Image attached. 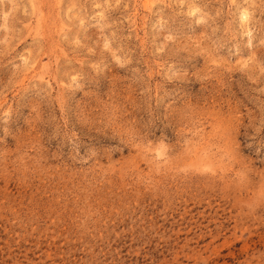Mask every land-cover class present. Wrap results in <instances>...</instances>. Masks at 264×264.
<instances>
[{"label": "rangeland", "instance_id": "rangeland-1", "mask_svg": "<svg viewBox=\"0 0 264 264\" xmlns=\"http://www.w3.org/2000/svg\"><path fill=\"white\" fill-rule=\"evenodd\" d=\"M0 264H264V0H0Z\"/></svg>", "mask_w": 264, "mask_h": 264}]
</instances>
